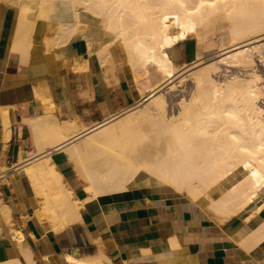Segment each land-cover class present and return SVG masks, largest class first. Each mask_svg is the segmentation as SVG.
Masks as SVG:
<instances>
[{
	"label": "bare ground",
	"instance_id": "6f19581e",
	"mask_svg": "<svg viewBox=\"0 0 264 264\" xmlns=\"http://www.w3.org/2000/svg\"><path fill=\"white\" fill-rule=\"evenodd\" d=\"M224 19L229 23L231 46L223 45L221 63L232 58L233 66L254 67L257 60L250 50L264 46V0H30L22 6L10 44L21 62L33 56L37 38L48 28L52 34L43 38L47 53L61 56L70 47L77 52L85 48L89 56L98 55L106 80L110 74L117 78V67L124 66L138 93L129 113H107L104 120L89 127L79 117L60 120L51 104H46L42 116L29 121L36 149L16 170L30 181L34 212L47 229L61 232L81 222L82 210L88 211L99 228L104 227L109 213L149 206L151 190H170L186 197L221 226L236 218L248 224L263 213L262 75L255 70L246 78L235 76L221 84L214 78L217 63L199 72L193 68L196 73L190 76L195 89L189 101L182 99L178 115L170 116L161 93L180 87L189 76L167 87L185 67L176 62L181 46L195 38L199 28ZM232 52L237 56H226ZM197 55L195 66L203 64L199 49ZM88 62L73 69L89 71ZM44 93L36 89L38 98L44 100ZM62 151L81 182L82 199L52 159L53 153ZM1 210L10 220L8 206L2 205ZM11 232L25 260L10 257L0 264H38L24 234ZM170 241L178 249L176 240ZM238 244L247 251L263 245L264 220L253 230L245 226ZM144 253V259L154 257L149 250ZM66 261L113 264L103 251L98 258L67 254Z\"/></svg>",
	"mask_w": 264,
	"mask_h": 264
},
{
	"label": "crops",
	"instance_id": "0c3cea01",
	"mask_svg": "<svg viewBox=\"0 0 264 264\" xmlns=\"http://www.w3.org/2000/svg\"><path fill=\"white\" fill-rule=\"evenodd\" d=\"M5 22L2 17L0 206H8L11 219H7L0 207V262L10 257L25 260L14 233L11 232L18 230L26 237L24 242L38 264H67V254L86 257L96 255L99 251L109 256L113 264H254L255 261V264H262L264 244L247 251L238 244V239L245 226L249 230L258 227L264 220V211L248 224L236 218L227 223L228 225L221 226L186 197L170 190L149 191V206L107 214L106 225L101 228L96 225L88 211L82 210L81 222L76 221L77 223L68 225L61 232L47 229L34 212L35 197L30 181L16 170L17 165L30 159L29 154L36 149L29 121L42 116L46 112V104H51L53 113L60 120L79 117L78 120L89 127L96 121L104 120L107 113L127 109L137 96L129 90L124 91L129 76L117 67V78L110 74L106 80L98 55L89 56L85 48L77 52L70 47L61 51V56L58 53H47L43 38L52 34L48 28L37 38L38 46L33 56L26 62H21L10 48L14 30H10L9 24L5 25ZM86 60L89 61V71L78 72L73 69V65H84ZM39 85L41 88L38 89ZM42 88L49 94L41 91ZM36 89L45 94L44 100L37 97ZM66 157L63 151L52 154L53 161L65 175L75 195L82 199L84 193L81 182ZM170 239L176 240L178 249L174 250ZM146 250L154 257L144 259Z\"/></svg>",
	"mask_w": 264,
	"mask_h": 264
},
{
	"label": "rangeland",
	"instance_id": "374dc122",
	"mask_svg": "<svg viewBox=\"0 0 264 264\" xmlns=\"http://www.w3.org/2000/svg\"><path fill=\"white\" fill-rule=\"evenodd\" d=\"M29 2L30 0H0V19L4 17L6 22L7 23L9 22L8 24H9L10 30H14L16 19L20 14L22 6ZM22 3L23 5L20 6V4ZM224 20L216 21L208 25L206 28H201V29L199 28L197 33L195 34V38L190 39L189 41L185 42L181 46L180 48L181 53L179 54V57H177L176 62L177 64L183 65L185 67H183L182 69H179V71L180 70L184 71L185 69H191V67L192 69L187 70V71L185 70V73L180 71L181 73L179 72L178 77L176 76L177 78H175L173 82L167 84L168 88H170L173 85L175 86L179 84V81L183 78V76L189 75L188 78H186V82H184L180 87H177V86L175 88L171 87L170 89L171 91H168L167 89H163L161 91V93H164V95L166 96V100L168 101V104H169L168 113L170 114V116L178 115L179 111L181 110L180 104L182 103V99L183 101L184 100L189 101L188 99H190L191 95L193 94L192 92L195 89V82L190 75L196 72H199L200 70L204 68H207L208 64L210 63H213V64L217 63L218 68H217V72L214 73V78L218 80L221 84H225V82H228V80L234 78L235 76H241V77L246 78L255 70L262 75V78H264V63H263L264 58L262 59L263 60L262 61L258 57V54H261L262 56H264V46L263 45H260V47L256 50H253V49L250 50V51H254L253 56H255L257 60L254 67L233 66L234 64L232 63L234 62L232 58L230 60H227V63H221V57L222 58L225 57L224 56L225 54L222 56V54L225 52V51H222L223 45L225 46L224 48H230L231 46V40H230L231 37H229L230 35L228 32L230 31L229 29L230 27L228 26L229 23L228 21L226 20L224 21ZM261 40H262L261 43L264 44L263 37ZM198 49L200 53L203 54L202 55L203 57L201 56V58H203V64H202L204 65L203 68H200L202 66L201 64H199L200 66L199 65L195 66L196 64L194 65L193 63L197 61L198 59V55H197ZM228 54H230L231 57L235 54L237 56V52L227 53L226 56ZM211 65H209V67ZM197 67L199 68L198 70H197ZM119 68L122 73H125L127 76H129L127 88L124 91L127 92L129 90L133 94H135L138 98L136 83L134 79L131 77V74L128 72V70L124 66H119ZM193 68L196 70V72H193L194 70ZM189 71L190 72L192 71L193 73H190ZM136 101L137 100L133 101V103H135ZM132 108L133 107L129 106L127 109L120 111L121 115H125L129 113ZM86 257L98 258L99 253L93 256H86Z\"/></svg>",
	"mask_w": 264,
	"mask_h": 264
}]
</instances>
